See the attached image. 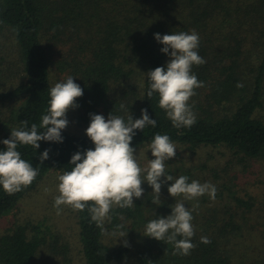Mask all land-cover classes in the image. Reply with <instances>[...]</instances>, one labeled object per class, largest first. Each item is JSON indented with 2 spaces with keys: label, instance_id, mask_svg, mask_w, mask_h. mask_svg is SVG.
<instances>
[{
  "label": "trees",
  "instance_id": "trees-1",
  "mask_svg": "<svg viewBox=\"0 0 264 264\" xmlns=\"http://www.w3.org/2000/svg\"><path fill=\"white\" fill-rule=\"evenodd\" d=\"M192 30L206 61L192 69L203 87L189 101L196 123L177 129L158 106V94L147 96L145 73L169 60L155 33ZM68 76L83 89L78 107L68 111L79 126L88 127L90 114L127 121L129 113L135 120L147 109L156 127L135 130V151L159 133L191 151L209 148L230 155L224 173L211 169L197 180L216 186L215 200L205 194L185 201L195 228L189 255L144 235L146 223L169 215L175 203L155 209L151 198L141 197L131 208L114 207L102 226L87 208L73 209L85 264H264V198L258 205L254 196L245 198L238 175L227 172L237 163L264 162V0H0V141L22 121L39 129L50 88ZM61 135L62 142L40 141L38 149L18 145L38 175L14 194L0 188V217L49 171H71V156L94 147L85 134L64 129ZM45 149L48 159L41 161ZM258 206L262 214H256ZM119 231L126 236L104 241L105 234ZM256 232L261 241L254 245ZM201 237L210 243H201ZM47 259L71 262L68 244L49 226L18 225L0 236V264H46Z\"/></svg>",
  "mask_w": 264,
  "mask_h": 264
},
{
  "label": "clouds",
  "instance_id": "clouds-1",
  "mask_svg": "<svg viewBox=\"0 0 264 264\" xmlns=\"http://www.w3.org/2000/svg\"><path fill=\"white\" fill-rule=\"evenodd\" d=\"M154 39L163 45L160 51L168 55L169 60L166 66L145 73L150 84L147 96L158 94V106L165 111L174 128L191 127L196 123V114L189 101L196 95L195 90L203 87V82L198 80L192 69L194 65L206 62L197 51L199 34L195 30L164 35L155 33ZM82 95L83 89L72 76L55 83L49 90L47 114L42 116L39 129L36 123L28 128L27 121H22L21 127L11 129L9 138L0 141L5 146V150L0 151V188L6 193L11 195L21 191L31 185L38 175V170L21 158L18 145L38 149L40 141L62 142V130L69 123L66 114L78 107L76 101ZM124 107L121 105L122 109ZM149 125L156 127V121L149 117L147 109H141L140 118L135 120L129 113L127 121L111 114L107 119L101 114H90L85 135L94 147L83 153L77 151L71 156L69 164L74 166L58 177L59 195L54 199V207L57 214L62 211L61 206L79 211L87 208L91 219L102 226L110 219L114 207L131 208L135 205L134 198L144 195L145 182L151 187L152 203L157 206L162 203V185L171 182L168 194L183 199L171 206L169 215L149 220L144 235L172 243L177 253L189 255L195 248L192 243L195 228L192 211L183 201L197 200L205 194L210 200H215L217 188L210 182H189L185 175L174 179L167 174L166 162L177 155L176 145L167 134L154 135L148 145L152 159L141 167L131 142L136 135L135 130L143 131ZM48 153L49 150L45 149L39 159H48ZM111 235L119 238L126 236V232H113ZM200 242L207 244L210 240L201 237Z\"/></svg>",
  "mask_w": 264,
  "mask_h": 264
},
{
  "label": "rangeland",
  "instance_id": "rangeland-1",
  "mask_svg": "<svg viewBox=\"0 0 264 264\" xmlns=\"http://www.w3.org/2000/svg\"><path fill=\"white\" fill-rule=\"evenodd\" d=\"M66 116L69 122L68 126L65 128L66 130L71 133L77 132L78 134H85L87 126H79L76 124L72 113L67 112ZM149 144H145L136 150V155L141 167H145L148 160L152 159L151 151L148 148ZM174 144L177 148V155L174 159H170L166 162V172L168 175L173 176L174 179L181 175H185L189 178V182L192 180H199L203 172L211 173L209 171L211 169L216 170L220 174L224 173V164L230 159L229 153L226 156H222V152L215 150L210 151L209 148H200L196 151H191L178 143ZM227 172L238 175L237 187L239 193L245 198L247 195L254 196L255 202L258 205L261 199L264 198V162L253 160L248 163L247 166L237 163ZM60 175L61 173L57 170L49 171L43 179L39 181L36 188L28 192L18 201L15 209L5 216L0 217V236L18 225H26L29 229L32 225L49 226L54 233L61 234L64 241L68 244L69 256L71 259L70 264H85L78 241V228L73 208L70 206H61L62 211L57 214V210L54 207V199L59 195L57 186L59 183L58 177ZM161 179H163V177ZM170 183L171 182H166L162 185L160 193V200L162 203L159 206L153 204L155 209L161 208V205L165 203H175L177 200L183 199L182 197L173 198L168 194L167 188ZM143 188L144 195L142 197L148 202L149 198H151L150 200L152 203L151 187L145 182ZM148 195H150V197H148ZM185 201L186 200L183 201L184 204H187ZM260 207L261 206H258V212L255 210L256 214L263 213ZM256 219L257 216L254 218V221ZM251 236V239L254 238V245L256 243L260 244L261 238L259 232L253 233ZM111 240L115 241L116 239L109 233L105 234L104 241L109 243ZM50 260L46 264H52Z\"/></svg>",
  "mask_w": 264,
  "mask_h": 264
}]
</instances>
